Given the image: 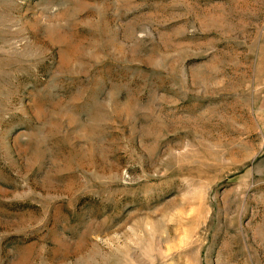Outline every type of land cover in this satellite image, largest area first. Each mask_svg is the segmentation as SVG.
Returning <instances> with one entry per match:
<instances>
[{"label": "rangeland", "instance_id": "obj_1", "mask_svg": "<svg viewBox=\"0 0 264 264\" xmlns=\"http://www.w3.org/2000/svg\"><path fill=\"white\" fill-rule=\"evenodd\" d=\"M0 264H264V0H0Z\"/></svg>", "mask_w": 264, "mask_h": 264}]
</instances>
